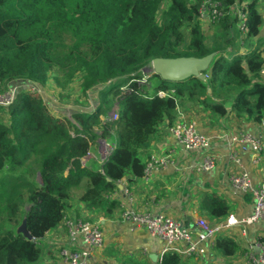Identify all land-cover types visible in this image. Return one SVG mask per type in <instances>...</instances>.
<instances>
[{
    "label": "trees",
    "instance_id": "obj_1",
    "mask_svg": "<svg viewBox=\"0 0 264 264\" xmlns=\"http://www.w3.org/2000/svg\"><path fill=\"white\" fill-rule=\"evenodd\" d=\"M212 1L222 17L219 36L209 45L200 1L0 0V92L17 82L45 87L58 66L56 86L64 88L78 74L82 92H93L97 101L91 111L77 110L65 119L50 112L41 94L25 90L11 105L0 106L8 118L0 115V264L37 263L41 240L72 209L76 188L82 186L76 203L84 210L113 215L119 208L111 199L117 183L128 175L143 177L155 136L176 120L183 103L198 105L211 119L235 116L258 123L264 118V21L258 2ZM238 3H245L248 12V32L239 38L233 9ZM212 53L204 81L191 77L170 82L153 74L148 78L156 82L152 89L147 80L141 82L155 58ZM151 90L165 95L151 96ZM117 104L118 120L103 121ZM116 133L118 140L113 141ZM99 140L115 145L112 154L101 165H84L82 159ZM31 168L34 180L28 177ZM199 209L213 221L228 217L231 206L213 192L204 195ZM20 213L31 240L5 227ZM213 249L232 257L240 248L233 238L220 235ZM161 264L184 263L178 253H167Z\"/></svg>",
    "mask_w": 264,
    "mask_h": 264
},
{
    "label": "crops",
    "instance_id": "obj_2",
    "mask_svg": "<svg viewBox=\"0 0 264 264\" xmlns=\"http://www.w3.org/2000/svg\"><path fill=\"white\" fill-rule=\"evenodd\" d=\"M258 11L264 21V0H257ZM264 37V22L260 32ZM258 43V42H257ZM181 117L195 121L206 135L212 137V150L221 155V160L212 171H197L203 157V151H186L166 133L165 123L152 142L151 154H170L172 162L167 167L154 172L148 180L134 179L130 175L117 183V188L111 194V199L119 203L118 210L111 216H103L97 210H84L76 203L68 212V217L89 218L101 225L105 241L101 249L91 253L90 264H129L132 261H150L159 264L163 242L152 235L145 228L137 226L122 218L124 205L131 206L135 211L169 214L178 219L185 228L197 232V222L206 219L211 224L225 222L224 219L213 220L202 214L199 202L204 195L216 192L223 196L231 206L230 214L239 219L252 213V197L234 191L229 183L230 165L227 159L228 145L226 140L217 138L218 132L228 133H255L257 125L254 122L239 120L235 116L211 119L208 113L192 103H183L179 106ZM3 117V115L0 113ZM180 117L177 113V118ZM4 118V117H3ZM5 119V118H4ZM6 120V119H5ZM102 153V150H101ZM97 146L91 150L85 165L93 162L101 165L102 155ZM243 166L250 172L253 181H258V175L252 166L253 153L247 151L241 154ZM92 161V162H91ZM83 162V160H82ZM80 193L77 195V198ZM76 210L79 215H76ZM61 224L50 231L42 240V256L35 264H66L59 256V250L68 242L66 229ZM241 227H234L232 237L239 246V251L232 257H222L214 249H209L202 257H186L179 253L184 264H253L250 252L257 253L256 243L264 241V222H259L247 228L246 236L241 233ZM226 234V233H225ZM224 235V234H222ZM81 248H85L80 244ZM182 251L186 243L178 244ZM175 253V252H172ZM157 254L153 261L151 255Z\"/></svg>",
    "mask_w": 264,
    "mask_h": 264
},
{
    "label": "built area",
    "instance_id": "obj_3",
    "mask_svg": "<svg viewBox=\"0 0 264 264\" xmlns=\"http://www.w3.org/2000/svg\"><path fill=\"white\" fill-rule=\"evenodd\" d=\"M192 1H200L199 15L201 20L217 23L222 17L218 5L212 0ZM244 6L245 3H238L233 9L237 15L240 33L245 35L248 32V12ZM261 76L264 81V67L261 70ZM24 86L31 87V93H36L40 90V87L35 83H14L5 92H0V106L11 105L17 93L27 90V88L22 89ZM158 95L164 96L165 93L159 91ZM118 110L119 105L117 104L110 112L108 116L109 120H118ZM178 115L180 117L167 126L166 133L177 145L186 151H203V157L197 166V171L214 170L221 160V155L212 150V137L201 132L195 121L181 117L182 113L179 110ZM256 125L257 129L255 133L232 134L224 131L216 134L217 138L226 140L225 143L229 147L227 154L230 165L228 180L231 188L236 192L252 197L253 209L250 215L239 219L237 216L230 214L224 220L225 222L218 224H211L206 219H200L197 222L198 231L192 232L185 228L178 219L169 214L159 213L153 215L150 212L135 211L131 206L124 205L122 218L125 221L145 228L163 242L159 264H161L165 254L172 252L180 253L187 258L202 257L206 255L209 249L214 248L218 236L224 234V236L233 238L234 227H241V233L246 236L249 226L264 222V118L256 123ZM112 145H100V153L102 150L101 164L112 154L115 148V145ZM247 151L253 153L252 166L256 175H258V181H253L250 172L243 166L241 154ZM89 155H91V152H89L86 158ZM171 157L170 154L152 153L147 161L142 178L148 181L154 172L164 169L172 162ZM62 222L66 229L68 242L60 248L59 256L66 264H90L91 253L104 246L105 237L101 225L89 218L68 217L67 215ZM180 243H186V248L182 251L178 247ZM80 244L84 245L85 248H81ZM256 246L259 252L254 253L251 250L250 259L253 264H264V241H259L256 243Z\"/></svg>",
    "mask_w": 264,
    "mask_h": 264
},
{
    "label": "rangeland",
    "instance_id": "obj_4",
    "mask_svg": "<svg viewBox=\"0 0 264 264\" xmlns=\"http://www.w3.org/2000/svg\"><path fill=\"white\" fill-rule=\"evenodd\" d=\"M239 4H242V3H239ZM164 6L165 5L163 4L160 7L161 12H162ZM159 18H160V16H159ZM201 24L203 26V30H204L205 35L207 37V44L211 45L216 40V37L219 36L218 34H219L220 30L217 29V23H212V22L206 20V21H201ZM237 30H238V32L235 33V37L239 38V35H242L241 37L245 36L244 34L240 33L238 24H237ZM240 40H241V38H240ZM241 45H242L241 47L244 49L245 45L244 44H241ZM232 50H233L232 48H229L227 51L230 52ZM232 58H233V56L230 59H228V61H232L233 60ZM58 68H59L58 66H55L52 69L51 79L49 80V82L45 85V87H40L39 92H36L37 94L39 93L44 97L50 112L58 118L65 119V117L71 118L72 113L77 111V110L91 111V109L95 106V104L97 102L96 101V95L93 94V92H91V93H89V92L83 93L82 92V89L80 86L81 85V76L78 74L76 76H74L73 79L71 80V82L68 83L64 88L56 86V82L54 80V77L57 76L59 73ZM145 75H146V77H145L146 79L144 78L143 79L144 81L142 80L141 82L147 83L148 78H151L153 73L147 71L145 73ZM149 81H148L149 88L152 89L156 85V82L155 81L149 82ZM113 85H111V86H113ZM110 87H108V88H110ZM26 88H27V90H25V91L31 93V87L24 86L22 89H26ZM124 88H126V86H123V89ZM97 90L98 89H95L94 91L96 92ZM36 93H33V94H36ZM154 94H158V92L155 93L154 90H151L150 95L153 96ZM6 112H7L6 109H0V113L3 115V117L5 119L7 118ZM101 119L103 121L109 120V118H107L106 116H102ZM98 129L99 128H95V130H98ZM117 140H118V134L116 133L114 135L113 141H117ZM102 142H104L103 145L113 144L109 140L108 141L103 140ZM96 145L100 150L101 140H99ZM86 159H87L86 157H84L82 159L83 163H85ZM28 167H31V165L29 164ZM28 177L31 180H34L36 178V173H35V170L33 168H31L29 170ZM81 189H82V186L80 189L76 188L75 190H73V192H74L73 196L75 199H76V196L82 192ZM23 219H24V213H20V215L18 216L16 221L5 222V227L15 231L21 225Z\"/></svg>",
    "mask_w": 264,
    "mask_h": 264
},
{
    "label": "water",
    "instance_id": "obj_5",
    "mask_svg": "<svg viewBox=\"0 0 264 264\" xmlns=\"http://www.w3.org/2000/svg\"><path fill=\"white\" fill-rule=\"evenodd\" d=\"M214 54H209L205 57H178V58H155L152 61L151 67L145 68L147 71L160 75L163 80L170 82H183L191 77H197L204 81V73L209 69L213 60ZM103 141V140H102ZM101 141V145L104 142ZM39 181H41L40 173H38ZM17 234H22L26 239L31 240L32 236L27 228V219L24 218L21 225L17 228ZM256 249V250H255ZM254 250L258 253L259 249L256 246ZM153 261L157 260V254L151 255Z\"/></svg>",
    "mask_w": 264,
    "mask_h": 264
}]
</instances>
